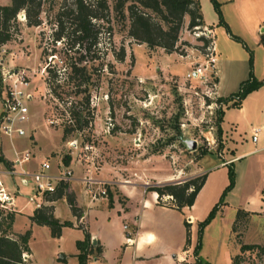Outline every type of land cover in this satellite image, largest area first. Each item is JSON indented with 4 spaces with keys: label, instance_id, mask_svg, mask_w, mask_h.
I'll return each instance as SVG.
<instances>
[{
    "label": "rangeland",
    "instance_id": "1",
    "mask_svg": "<svg viewBox=\"0 0 264 264\" xmlns=\"http://www.w3.org/2000/svg\"><path fill=\"white\" fill-rule=\"evenodd\" d=\"M3 1L0 0V3ZM70 2L43 0L39 13L41 21L35 26L25 25L23 12L16 14L17 30L5 43L3 58L9 64L35 70L42 65L45 70L56 69L60 85L55 87V91L62 99L50 91L45 82V71L41 77L34 73L31 77L34 99L28 103L29 119L25 124L30 127L32 135L28 138L0 134V154L9 161L8 164L0 161V166L12 168V150L27 147L36 163L43 159L49 162V172L62 169V158L68 156L66 165L72 166V171L75 167L80 168L81 176L90 168L94 175L102 172L106 178L139 182L140 185L146 183V186L165 177L180 176L185 179L204 171L206 177L199 189L198 199L188 210L196 217L191 221L195 222L190 239L193 244L198 242V253L210 264H229L230 257L238 252L239 243H263L264 188L259 185L264 176V150L246 155V162L253 158L246 177L243 169L245 159L238 160L239 156L235 159L232 167L236 183L228 189H225L228 182L226 165L219 164L232 154L237 155L253 147L249 134L253 126L259 125V112L246 105V96L237 106H224L232 101L233 96H229L231 99L226 96L237 89L238 78L244 79L249 67L253 74L264 71L263 46L254 45L247 38L245 42L240 34L238 39L231 37L229 33L234 35L242 30L228 3L218 1L220 17L224 22L218 23L210 0H198L206 22L221 25L230 35L229 40L218 38L221 52L216 65L224 73L223 87L219 90L224 95L211 92L207 96L203 84L184 78L191 62L201 61L198 52L201 42L188 32L187 23H182L179 30L176 49L167 53L161 47L150 48L129 37L126 34V12L124 16L118 15L112 10L114 0H106V18L95 19L99 32L92 50L96 57L90 58L88 53L84 57L90 71V83L86 91L74 93L78 88L66 82L63 63L69 56L75 62L84 61L78 58L77 43L65 37L56 40L53 36L55 14L62 4ZM122 50L123 58L119 60L115 55ZM249 55L251 65L248 63ZM85 95L87 108L84 113L88 122L82 128H73L68 124L74 120L71 112L77 105H84L81 101ZM218 108H224L219 131L215 127ZM68 126L71 129L62 139V130ZM186 140H193V143L188 145ZM255 156H260V163ZM11 177L3 175L10 189L17 186L20 199L29 202L23 203L24 211H33L35 202L41 201L43 193H34L31 183L20 184L18 175L12 174ZM1 182L4 185L2 179ZM106 185L110 194L116 192L114 183L107 180L99 183L104 191ZM140 185H137L139 191L142 188ZM100 195L109 197L106 192ZM143 195L148 199L150 190H145ZM29 196H33L32 201ZM165 199L166 196L162 198ZM218 200L220 209L200 228V221ZM80 201L84 203L85 200ZM131 203L133 207L135 203ZM19 204L14 203V208L17 209ZM105 205L114 215V228L121 231L124 219L132 216L127 214L132 208L129 205L128 209L116 213L108 202ZM2 206L4 210H11L9 200ZM259 206H262L261 211H247V214L234 219L238 207L257 209ZM12 210V228L20 232L28 231L31 258L35 264H78L76 253H73L77 250L76 240L83 238V228L76 226L78 221L72 219L63 202L57 203V215L61 221L69 223L62 225L59 238L52 236L46 226L29 223L24 211L19 214ZM151 213L158 220L167 217V213L159 207ZM86 220L99 234L105 231V223L99 219L95 208H91ZM230 222L233 231H230ZM150 223L146 221L147 225ZM60 252L64 253L65 262L57 259ZM119 252L120 248L114 257ZM107 254L113 255L112 249L108 248ZM252 257L253 252L244 251L241 264H248ZM25 263L32 264L29 257H26Z\"/></svg>",
    "mask_w": 264,
    "mask_h": 264
},
{
    "label": "trees",
    "instance_id": "2",
    "mask_svg": "<svg viewBox=\"0 0 264 264\" xmlns=\"http://www.w3.org/2000/svg\"><path fill=\"white\" fill-rule=\"evenodd\" d=\"M43 0H8L7 3H0V46L10 40L17 30L16 14L23 12L24 23L26 26H35L40 23L39 13ZM214 10L218 16V23L223 22L220 17V10L217 0H210ZM112 10L118 15L124 16L126 12L127 28L126 34L139 43H145L147 47H161L165 52H171L176 49V41L178 33L183 23V15H188L187 28L190 29L194 25H202V14L198 0H114ZM108 5L106 0H71L70 3L62 4L55 14V29L53 32L54 39L68 38L77 43V52L79 60L84 61L86 53L90 58H95L96 54L92 50L97 42L98 26L95 22L96 18H106ZM224 23V22H223ZM231 37L238 39V36L229 33ZM259 42L264 48V19L262 22V30L259 33ZM117 59L123 58V50L115 55ZM249 55V65L250 63ZM65 69L66 82H71L78 90L74 93L86 91L87 85L90 83V71L86 62H75L71 57H66L63 63ZM68 69V70H66ZM45 82L50 91L58 99L62 96L55 91V87L59 86V73L56 69L47 68ZM264 83V78L257 79L254 77L250 67L247 76L240 80L237 89L231 92L229 96H233L230 103L225 107L239 105L243 96L252 89L257 88ZM82 88H81V87ZM67 93V92H65ZM84 105H77L71 112L74 120L68 123L73 128H82L87 124L88 118L84 113L87 108V95L81 101ZM223 108H218L217 118L215 121L216 130H220V120ZM68 126L62 130V139L65 138L67 132L71 129ZM204 153V152H203ZM63 163L67 164L69 157L63 156ZM0 161L8 164L9 161L0 154ZM228 182L225 189H228L233 182L234 171L232 161L225 163ZM206 173L201 172L182 180H167L153 182L151 185L145 186V190L149 189L156 193V201L158 204H164L180 210L182 206H190L194 197L202 186ZM66 181H59L54 189L50 192L42 194V200L52 201L60 197H64L71 213L80 218L81 208L76 204L74 194L67 189ZM105 192L109 197L108 204L111 203V194L108 186ZM166 196L165 200L162 198ZM41 201L35 206L32 213L28 216L30 222L39 225H46L50 234L54 237L60 235L62 225L68 224V221L58 220L52 213V204ZM0 205V264H26L22 254L30 252L28 247V231L12 232L11 223L13 218L12 210H4ZM220 209L219 200L212 205L203 220L200 221V228ZM237 208L235 211L236 219L239 215L247 214ZM233 219V220H234ZM185 227V244L189 242V222L183 220ZM77 226H80L77 224ZM231 223L230 231H233ZM78 264H84L87 254L94 252L98 255L101 252V246L96 242L91 244L89 233L83 228V238L77 239L75 242ZM253 252V257L248 264H264V242L263 243H239L238 252L230 257L229 264H241L243 261V252ZM194 264H210L198 253V242L192 248ZM255 259V261H253Z\"/></svg>",
    "mask_w": 264,
    "mask_h": 264
},
{
    "label": "crops",
    "instance_id": "3",
    "mask_svg": "<svg viewBox=\"0 0 264 264\" xmlns=\"http://www.w3.org/2000/svg\"><path fill=\"white\" fill-rule=\"evenodd\" d=\"M218 1L221 3L226 2L229 4V10L242 30V32L236 31L234 35L236 34V36H238V34H240L239 37L242 38L244 41L245 38H247L254 45L262 46V44L259 42V33L262 30V22L264 19V0H218ZM7 2L8 0H4L2 3H7ZM221 14H223V12H221ZM187 21H188V15L184 14L183 23L186 24ZM202 21H203V25H207V26L209 25L213 31L214 48L215 51L217 52L216 53V61H217V59L220 58V52H221L220 51L221 44L218 38L221 37L225 40H229L230 35L221 25H216L217 23H215L214 25V22H206L203 13H202ZM216 34H218V36ZM215 66H216V72H215L216 94L224 95V93H220L219 91L221 87H223L222 77L224 76V73L223 74L221 73V71L219 70L216 64ZM247 72L248 71H246V74ZM253 75L257 79L264 78V71L254 73ZM238 79L241 80L240 78ZM245 96H246V105H250L251 107H254V110L259 112V116H258L259 118L257 119L258 122L257 124L259 125L264 124V83H262L257 88L249 91ZM243 100L245 101V98ZM250 113L254 115L253 111H250ZM27 129L29 130L30 127ZM254 149L255 146L253 145L251 149L244 150L242 153H239L237 155L232 154L231 157L225 158L224 160L220 161L219 164L224 165L227 161H232L233 163L235 159L239 156L238 160L245 159L243 162V169L245 173L244 175L246 177V173L249 172V169L252 166L251 164L253 162V158L250 161L247 160L246 162V155L256 153V151L257 152L260 151ZM259 157L260 156H255L257 162L260 163L261 161L259 160ZM32 158L33 155L28 161L24 162L26 168L28 169H35L39 165V163H36ZM58 161L59 160H57V162ZM263 166H264V160H263ZM88 169L90 172L89 174L93 180H90L89 182L86 183L82 179L83 176H81L82 172L80 168L78 169V167H75L73 168L72 176L69 179L67 186V189L74 194L76 204L80 206L82 210L80 214L81 224L79 225L82 226V228H84V230H86L89 233L90 239H94V243L91 244H95L97 242L101 246V252L98 255H96L94 252L87 254V258L84 264H194L193 255H192V248L194 244L190 239V231L191 229H193V223L195 222V221L194 222L191 221L193 219L195 220L196 217L191 215L188 212V210L197 201L199 196V190L197 191L194 200L190 206H182L180 210H177L174 207L168 205L158 204L156 201V193L154 191L150 190L151 196L148 197V199L145 198L143 194L145 193L146 183L140 185L139 182L122 181L121 179L118 178L110 179V178H106L105 177L106 174L104 175V173L102 172H99L97 175H94V171L92 172L90 168ZM55 172H51V173H55ZM84 173H86V171ZM3 175L4 174L1 175V179L5 185V186L3 185L4 189L10 196L9 206L11 207V210L14 209L16 213L21 214L25 209V204L23 203L25 202L26 204H28L29 202L20 199L17 193V189H18L17 186L14 187L15 190L10 189V186L7 185V182L5 181V179H3ZM6 175L12 178L11 177L12 174H6ZM183 178L184 177H180V176H173V177L169 176L161 179V181L177 180ZM104 180L110 181V183H114L116 187L115 188L116 192L111 194L110 207L113 210H115L116 213L128 209L129 205L130 208H132V210H129L127 212L128 215L132 214V216L129 215V219H124L123 223L121 224V231L118 228H114V223L112 219L114 215L110 212V209L109 210L107 209L108 206L105 205L108 202L107 197H105L104 195H100L97 191V188L99 187V183ZM156 182H160V181H156ZM235 183H236V175L234 173V184H233L234 186ZM263 183H264V176L262 177L259 185L261 186V189ZM137 185H140L142 187L140 191L137 189ZM82 199L85 200L83 201L84 203L80 201ZM41 201L43 200L41 199ZM16 202L20 203L17 209H15L13 205ZM43 202L47 204H52L53 206L52 213L58 220L60 219L57 215V203L63 202L69 209L68 204L66 203V200L63 196L52 201L45 200ZM130 202L135 203L133 207H132L133 204L132 203L130 204ZM155 207H159L160 209H162V211L167 213V217L162 218L161 220L156 219L151 213V211ZM34 208L35 206L33 207V209ZM91 208H95V211H97V215L99 219L103 223H105V231L101 234L93 230L91 228V223L90 222L88 223V221L86 220V217L91 211ZM238 208L242 209L243 211L262 210V206H259L257 209L255 208L246 209V207L245 208L238 207ZM69 212L71 214L72 219H74L75 222H77L78 219L76 218V216H74L71 213L70 209ZM24 213L28 217L32 213V211H28V212L24 211ZM94 218H96V216H94ZM27 220L29 221V223L36 224L34 222H30L29 218ZM183 220L189 222V242L187 244H185V227L183 224ZM146 221H150L152 223L147 225ZM123 225H125V227ZM41 226H46V225H41ZM11 231L20 232L12 228V223H11ZM59 237L60 235L56 238ZM27 244L29 247V243ZM108 248L110 249V251L112 249L113 255L108 256L107 254ZM118 248H120L119 255L117 257H114V253ZM76 252L77 250L73 254H75ZM27 257H29L32 264H35L31 258V250L27 254ZM57 259H60L62 262H65L66 258L64 253L60 252V254H57Z\"/></svg>",
    "mask_w": 264,
    "mask_h": 264
},
{
    "label": "built area",
    "instance_id": "4",
    "mask_svg": "<svg viewBox=\"0 0 264 264\" xmlns=\"http://www.w3.org/2000/svg\"><path fill=\"white\" fill-rule=\"evenodd\" d=\"M188 32L198 40L200 60L192 61V65L185 72L186 80H196L203 84L205 95L216 92V51L214 48V36L212 29L207 25H194ZM6 53L4 45L0 46V134L7 137L32 135L31 131L25 126L29 119L28 103L34 99L33 87L31 86V77L39 74L40 77L45 66H40L37 70L32 67L12 65L3 58ZM11 54V53H10ZM42 94H40L41 97ZM70 121V119H69ZM49 122H52L50 120ZM249 138L255 146L254 150H264V124L255 125L251 128ZM86 145V144H85ZM14 157L12 158V168L5 169L0 166V177L2 174L18 175L21 184L31 183L34 193L50 192L54 189L59 181H68L72 176V169L69 165L61 163L55 173L48 171L50 164L47 160H43L35 169L23 167L24 162L32 157L29 148L12 150ZM228 162V161H227ZM89 170L82 179L87 183L93 180L89 174ZM264 188V183L263 186ZM99 194L105 193L104 188H97ZM9 194L5 191L0 178V204L10 200ZM29 200H33V196H29ZM40 203L35 202V206ZM81 217L78 223L81 224ZM125 227V225H123ZM23 259L27 257L26 253L22 254Z\"/></svg>",
    "mask_w": 264,
    "mask_h": 264
},
{
    "label": "water",
    "instance_id": "5",
    "mask_svg": "<svg viewBox=\"0 0 264 264\" xmlns=\"http://www.w3.org/2000/svg\"><path fill=\"white\" fill-rule=\"evenodd\" d=\"M186 143L189 145L190 143H193V140H186ZM92 243H94V239H92Z\"/></svg>",
    "mask_w": 264,
    "mask_h": 264
}]
</instances>
